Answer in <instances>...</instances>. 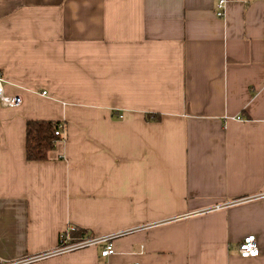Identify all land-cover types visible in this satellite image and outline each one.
<instances>
[{
    "label": "crops",
    "instance_id": "1",
    "mask_svg": "<svg viewBox=\"0 0 264 264\" xmlns=\"http://www.w3.org/2000/svg\"><path fill=\"white\" fill-rule=\"evenodd\" d=\"M217 1L0 0L3 261L73 226L115 253L25 264H264V0ZM30 120L66 124L46 160Z\"/></svg>",
    "mask_w": 264,
    "mask_h": 264
},
{
    "label": "built area",
    "instance_id": "2",
    "mask_svg": "<svg viewBox=\"0 0 264 264\" xmlns=\"http://www.w3.org/2000/svg\"><path fill=\"white\" fill-rule=\"evenodd\" d=\"M229 0H218L216 4V14L220 18H224L227 11V5ZM0 99L3 105L17 107L23 102L20 95H8L5 93L4 79L0 74ZM122 117V115H120ZM66 124L59 122L54 134L60 137V140L65 138ZM218 208L220 206H217ZM77 228L70 226L64 229L60 233L58 246L54 251L48 252L40 257H32L27 259H21L16 261H3L0 258V264H25L30 261L42 257H48L55 254L66 253L74 250H79L91 246H101V256L109 257L115 253L114 238L120 235V233H113L101 236H92L85 234L84 236L75 237L72 235ZM129 232V231H126ZM239 255L243 258H255L260 255V248L257 242L256 235H246L242 242L239 244ZM140 264V263H135Z\"/></svg>",
    "mask_w": 264,
    "mask_h": 264
},
{
    "label": "trees",
    "instance_id": "3",
    "mask_svg": "<svg viewBox=\"0 0 264 264\" xmlns=\"http://www.w3.org/2000/svg\"><path fill=\"white\" fill-rule=\"evenodd\" d=\"M148 119L160 120L161 115L149 114ZM59 122L52 120H30L26 125V155L30 161H43L48 153L55 147L60 137L54 134ZM86 231L76 229L72 232L75 237L84 236Z\"/></svg>",
    "mask_w": 264,
    "mask_h": 264
}]
</instances>
